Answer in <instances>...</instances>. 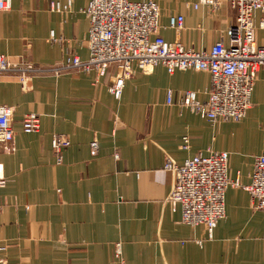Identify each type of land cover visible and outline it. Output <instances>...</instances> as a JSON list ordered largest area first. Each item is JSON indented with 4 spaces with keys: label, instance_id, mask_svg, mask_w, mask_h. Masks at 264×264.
Returning <instances> with one entry per match:
<instances>
[{
    "label": "crops",
    "instance_id": "1",
    "mask_svg": "<svg viewBox=\"0 0 264 264\" xmlns=\"http://www.w3.org/2000/svg\"><path fill=\"white\" fill-rule=\"evenodd\" d=\"M154 1L165 42L194 50L228 44L237 11L227 1L219 8L200 0ZM69 2V14L51 10L52 3ZM90 2L12 0L11 9L0 12V56L17 66L89 60L83 12ZM174 17L184 18L182 30L170 27ZM255 29L262 46L264 12L257 13ZM211 82L207 72L169 74L157 66L137 71L116 100L110 77L95 72L24 83L0 76V107L13 108L15 131L12 143L0 145V264H116L118 244L125 264H264V212L254 210L248 192L227 191L226 216L211 239L204 226L183 224L181 207L169 202L175 180L165 170L169 160L182 166L208 150L226 153L228 176L247 186L264 154V72L238 123L211 124L184 105L187 93L207 102ZM29 115L39 118L40 129L27 134ZM55 137L70 142L61 163Z\"/></svg>",
    "mask_w": 264,
    "mask_h": 264
},
{
    "label": "built area",
    "instance_id": "2",
    "mask_svg": "<svg viewBox=\"0 0 264 264\" xmlns=\"http://www.w3.org/2000/svg\"><path fill=\"white\" fill-rule=\"evenodd\" d=\"M227 1L237 11L236 23L228 29V44L223 40L209 49H187L182 44H170L160 37L161 9L154 0L132 2L131 0H91L84 14L89 20L86 44L90 58L82 61L73 56L54 66H17L6 56H0V76H20L24 83L36 76H60L73 72H95L97 78L110 77L109 92L116 100L122 98L125 83L137 71L151 72L163 66L169 74L177 71L207 72L212 77L209 98L205 103L196 95L187 93L183 103L192 112L211 124L241 122L251 105V96L258 73L264 72V45L256 43L255 18L264 12V0H200V4L219 8ZM12 0H0V12L11 9ZM195 8L199 4L194 5ZM72 4H51L53 12L69 14ZM183 17L171 18L170 27L182 30ZM152 37H156L155 40ZM54 40V36H52ZM172 103V95L168 98ZM14 110L0 107V145L6 147L15 139L13 127ZM24 132L34 133L40 129V120L29 115L23 122ZM70 142L55 137L53 149L62 162L61 152ZM95 146V145H94ZM187 148L185 144L183 146ZM229 156L208 150L207 156H197L183 166L168 161L165 170L175 180L169 201L181 207L182 223L204 226L209 238L218 224L225 219L226 193L241 188L249 193L254 210L264 212V154L254 163L251 183L243 186L228 176ZM0 165V187L4 184ZM202 242V241H200ZM116 264H125L122 246L115 249Z\"/></svg>",
    "mask_w": 264,
    "mask_h": 264
},
{
    "label": "rangeland",
    "instance_id": "3",
    "mask_svg": "<svg viewBox=\"0 0 264 264\" xmlns=\"http://www.w3.org/2000/svg\"><path fill=\"white\" fill-rule=\"evenodd\" d=\"M183 166V165H182ZM236 189H238V188H236ZM241 189V188H240ZM251 197V196H250ZM170 202V201H169ZM172 203V202H171Z\"/></svg>",
    "mask_w": 264,
    "mask_h": 264
}]
</instances>
